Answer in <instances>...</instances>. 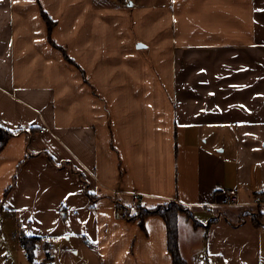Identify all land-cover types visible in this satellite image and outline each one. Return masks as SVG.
Listing matches in <instances>:
<instances>
[{"label":"crops","instance_id":"0c3cea01","mask_svg":"<svg viewBox=\"0 0 264 264\" xmlns=\"http://www.w3.org/2000/svg\"><path fill=\"white\" fill-rule=\"evenodd\" d=\"M0 127V198L36 246L175 264L138 218L174 202L186 264H264V0H0Z\"/></svg>","mask_w":264,"mask_h":264},{"label":"rangeland","instance_id":"374dc122","mask_svg":"<svg viewBox=\"0 0 264 264\" xmlns=\"http://www.w3.org/2000/svg\"><path fill=\"white\" fill-rule=\"evenodd\" d=\"M30 131L33 132L32 129ZM33 154L45 155L46 152H33L31 150L28 152V156ZM81 181L87 192L88 182L86 178L82 177ZM101 199H104V197L99 198V200ZM4 200L5 197L2 196L0 198V264H92V255L85 253L80 243L75 239L69 240L68 235L60 244L53 243L54 246L49 250L44 249L42 242L39 240L40 243H38L34 252V260L30 261L27 252L20 243V239L14 237L15 235L23 237L18 213L9 211L4 204ZM66 247L70 252L64 254L62 249ZM77 252H79L78 255Z\"/></svg>","mask_w":264,"mask_h":264},{"label":"trees","instance_id":"16d2710c","mask_svg":"<svg viewBox=\"0 0 264 264\" xmlns=\"http://www.w3.org/2000/svg\"><path fill=\"white\" fill-rule=\"evenodd\" d=\"M42 14L44 20L48 24L49 32H51L53 26L55 25V22L52 21L45 12H43ZM63 53L66 59H69L66 52L63 51ZM13 135L14 133L0 127V152L6 146ZM183 211V206H179L174 202H170L167 205L160 206L151 210L140 209V213L138 214V218L141 222H143V218L149 214L159 215L164 219L167 226L168 247L170 253L173 256L175 264H186V261L182 257L179 247V216ZM37 240L38 238L28 236H24L20 239V243L27 252L30 261L34 260V252L36 249ZM47 259L49 260L50 258Z\"/></svg>","mask_w":264,"mask_h":264},{"label":"built area","instance_id":"2783aa9c","mask_svg":"<svg viewBox=\"0 0 264 264\" xmlns=\"http://www.w3.org/2000/svg\"><path fill=\"white\" fill-rule=\"evenodd\" d=\"M136 202H137V200H136ZM225 202L227 204H232V205L237 204L238 203V194H237V192L236 191L227 192L226 196H225ZM254 202H255V204L261 203V198H259V197L256 198Z\"/></svg>","mask_w":264,"mask_h":264}]
</instances>
